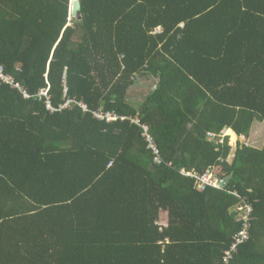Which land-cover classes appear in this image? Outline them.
<instances>
[{"label": "trees", "instance_id": "obj_1", "mask_svg": "<svg viewBox=\"0 0 264 264\" xmlns=\"http://www.w3.org/2000/svg\"><path fill=\"white\" fill-rule=\"evenodd\" d=\"M80 2L0 0V264H264V0Z\"/></svg>", "mask_w": 264, "mask_h": 264}, {"label": "built area", "instance_id": "obj_2", "mask_svg": "<svg viewBox=\"0 0 264 264\" xmlns=\"http://www.w3.org/2000/svg\"><path fill=\"white\" fill-rule=\"evenodd\" d=\"M0 79L6 83L11 84L13 87L19 88L25 97L28 98V97L32 96L25 89V87L18 80H16V78H14L13 76H11L9 74H6L3 71V67H0ZM48 91H49V88L41 89V91L39 93V97L42 98L43 96H46V103H47V107L49 108V107H51V96L49 95ZM70 101L67 102L65 105H68L70 103ZM83 106L85 109L87 108L84 104H83ZM95 115L98 118L106 120V121H114V120H117L119 118L117 115H115L114 113H111V112L99 111V112H96ZM133 121L139 122V120L136 118L133 119ZM143 127L145 130L146 139L149 143V148H151L156 155L155 161H157L159 163L162 162L159 147L157 145L155 137L149 132V126L148 125H143ZM208 136L216 138L218 135L216 133L210 131V132H208ZM182 173L196 179V187L199 191L205 190L208 186L221 187L222 178L219 177L213 169H209L205 173H200L196 170L189 171V170L183 169ZM238 209L240 211H246V214L244 215L243 218H244V220L247 221L249 219V213L251 211V207L245 206V207H239ZM241 235L242 236L239 235L237 237V243L241 242L243 239L248 237L247 230L244 229L241 232ZM233 251H237V244L236 243L233 244L232 247L226 251V260L227 261H228V259H230L232 257Z\"/></svg>", "mask_w": 264, "mask_h": 264}, {"label": "rangeland", "instance_id": "obj_3", "mask_svg": "<svg viewBox=\"0 0 264 264\" xmlns=\"http://www.w3.org/2000/svg\"><path fill=\"white\" fill-rule=\"evenodd\" d=\"M75 17L73 15H69V25L73 24ZM150 82L147 79H142L139 81V86L138 89L133 91V95H134V102H140L142 101V96H141V90H148V88L150 87ZM149 91V90H148ZM53 106L51 105V107H49V109L52 110ZM234 132L229 131V133L227 132V129L224 130V132L222 134H220L219 136H217L218 138H220L221 142L225 141V138L227 136H229V143L230 145H232L235 149V147L238 145L239 142H246L250 145H254V146H261L264 143V123H259V122H255L254 123V128L252 130V134L250 135L249 138H245L242 136H239L237 133V139L235 141L232 140V136H233Z\"/></svg>", "mask_w": 264, "mask_h": 264}, {"label": "water", "instance_id": "obj_4", "mask_svg": "<svg viewBox=\"0 0 264 264\" xmlns=\"http://www.w3.org/2000/svg\"><path fill=\"white\" fill-rule=\"evenodd\" d=\"M70 13L74 17H81V2H80V0H72ZM228 181H229V177L223 179L221 181V186H224Z\"/></svg>", "mask_w": 264, "mask_h": 264}, {"label": "clouds", "instance_id": "obj_5", "mask_svg": "<svg viewBox=\"0 0 264 264\" xmlns=\"http://www.w3.org/2000/svg\"><path fill=\"white\" fill-rule=\"evenodd\" d=\"M71 2H72V0H71ZM70 9H71V4H70ZM46 88H49V95H50V85H48L47 87H44V88H41V89H46ZM41 89H40V91H41ZM21 91V90H20ZM40 91L38 92V94L36 95L38 98H40L39 97V93H40ZM51 96V95H50ZM41 99H45V102H46V96H43ZM46 105H47V103H46ZM52 105V104H51ZM228 129V128H227ZM222 180H223V178H222Z\"/></svg>", "mask_w": 264, "mask_h": 264}, {"label": "bare ground", "instance_id": "obj_6", "mask_svg": "<svg viewBox=\"0 0 264 264\" xmlns=\"http://www.w3.org/2000/svg\"><path fill=\"white\" fill-rule=\"evenodd\" d=\"M229 131L234 132L233 136H232V140L235 141L237 139V135L235 134V131L231 130L230 128L227 129V132L229 133Z\"/></svg>", "mask_w": 264, "mask_h": 264}, {"label": "crops", "instance_id": "obj_7", "mask_svg": "<svg viewBox=\"0 0 264 264\" xmlns=\"http://www.w3.org/2000/svg\"><path fill=\"white\" fill-rule=\"evenodd\" d=\"M236 133V132H235ZM237 135V134H236Z\"/></svg>", "mask_w": 264, "mask_h": 264}]
</instances>
